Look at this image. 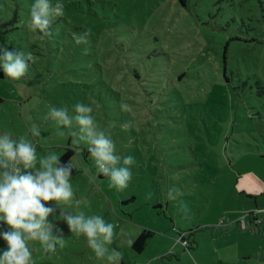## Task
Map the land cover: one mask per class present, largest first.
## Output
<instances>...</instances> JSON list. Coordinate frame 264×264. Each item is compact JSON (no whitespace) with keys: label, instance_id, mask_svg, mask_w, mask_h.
<instances>
[{"label":"rangeland","instance_id":"rangeland-1","mask_svg":"<svg viewBox=\"0 0 264 264\" xmlns=\"http://www.w3.org/2000/svg\"><path fill=\"white\" fill-rule=\"evenodd\" d=\"M24 1L0 0V45L32 57L20 81L0 79V134L25 136L40 154L74 151L68 210L116 225L120 264H192L179 239L191 241L187 231L200 239L195 259L209 256L197 229L217 216V200L237 187L245 201L247 190L264 200V0H59L64 14L48 37L31 30L29 13L6 22L29 11ZM78 102L93 107L117 153L134 158L125 189L95 175L87 147L73 144L76 127L60 135L48 116ZM46 206L65 243L47 255L34 244L35 264H104ZM143 230L154 235L136 253Z\"/></svg>","mask_w":264,"mask_h":264},{"label":"clouds","instance_id":"clouds-1","mask_svg":"<svg viewBox=\"0 0 264 264\" xmlns=\"http://www.w3.org/2000/svg\"><path fill=\"white\" fill-rule=\"evenodd\" d=\"M63 14L64 6L59 0L56 4L52 0H32L28 23L34 33L48 37L54 19ZM76 42L85 40L78 37ZM31 58L30 53L10 51L0 45V70L11 81H20L27 75ZM92 113L90 104L79 102L72 112L66 106H51L48 110V116L62 126L60 135L64 134V127H76L73 144L85 145L95 165V175L107 177L109 187L121 191L132 178L134 158L117 153L112 137L98 127ZM30 135L39 136L38 127ZM73 169L71 158L62 163L56 152L38 153L37 145L25 136L0 134V224L9 227L0 231V240L6 245L0 248V264H35L33 245L36 243L45 255L56 253L58 246H64L62 232L57 230L54 234L56 225L49 221L54 210L53 206H46L49 201L60 209L54 219H62L71 234L83 237L98 260L120 264L121 253L110 247L116 225L100 215L68 210L74 197Z\"/></svg>","mask_w":264,"mask_h":264},{"label":"crops","instance_id":"crops-1","mask_svg":"<svg viewBox=\"0 0 264 264\" xmlns=\"http://www.w3.org/2000/svg\"><path fill=\"white\" fill-rule=\"evenodd\" d=\"M246 188L244 186L242 190L246 191ZM239 190L237 187L234 191L238 193L220 197L215 209L217 216L212 222L197 229L205 232V244L213 246L209 256L195 259L198 249L201 248L200 239L195 233L191 234L192 231H187L192 235L187 248L191 252L184 253L182 258L185 255L190 256L193 259L192 264H264V200L258 203L257 197H254L256 193L247 190L249 196H246L245 201ZM256 219H262L257 230H247ZM241 220L245 223L243 229L238 224Z\"/></svg>","mask_w":264,"mask_h":264},{"label":"trees","instance_id":"trees-1","mask_svg":"<svg viewBox=\"0 0 264 264\" xmlns=\"http://www.w3.org/2000/svg\"><path fill=\"white\" fill-rule=\"evenodd\" d=\"M179 3L182 5V6H185L186 4V0H178ZM31 4H32V0H28V1H24L23 2V5L22 6H28L29 8L31 7ZM17 6H19V4H17ZM22 12V13H21ZM29 13L28 10H25V9H22V11L18 8L17 11L15 12V14L13 13L12 16H11V20H8L6 21L9 25L11 26H15L17 24V22L24 16H26L27 14ZM14 29V28H12ZM2 42V41H1ZM226 48H227V45H226ZM226 48H225V51H226ZM225 54V52H224ZM4 77V73L2 71H0V79H2ZM0 102H1V99H0ZM77 155L79 154H82L84 157L87 156V154L82 151H77L76 152ZM74 151H72L70 148H66L63 152V154L60 155V161L62 163L64 162H67L70 158L72 159V157L74 156ZM79 171L74 167L73 169V174H77ZM100 177H102V175H100ZM104 177V176H103ZM247 230H250V231H255L257 230V227L254 226V225H250V227H248ZM191 232V231H190ZM193 232V231H192ZM154 235L153 232L149 231V230H143L132 242V247L131 249L136 252V253H141L146 245H147V242L150 238H152ZM182 240L184 241H188L184 238H182ZM189 242V241H188ZM190 246V245H189ZM189 248V247H188Z\"/></svg>","mask_w":264,"mask_h":264},{"label":"built area","instance_id":"built-area-1","mask_svg":"<svg viewBox=\"0 0 264 264\" xmlns=\"http://www.w3.org/2000/svg\"><path fill=\"white\" fill-rule=\"evenodd\" d=\"M261 221H262V219H256L253 222V225L257 227L261 223ZM238 224H239L240 228H242V229L245 228V223L242 220L240 222H238ZM182 238H183L182 236L179 238L180 241L182 242V244L184 245L185 248H188L189 247V242L182 240Z\"/></svg>","mask_w":264,"mask_h":264}]
</instances>
